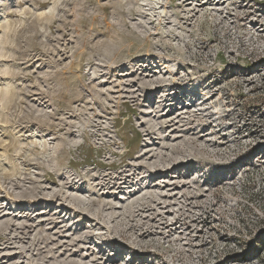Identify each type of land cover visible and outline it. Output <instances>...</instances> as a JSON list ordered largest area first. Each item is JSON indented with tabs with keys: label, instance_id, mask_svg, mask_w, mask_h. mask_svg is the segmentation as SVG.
Segmentation results:
<instances>
[{
	"label": "rangeland",
	"instance_id": "1",
	"mask_svg": "<svg viewBox=\"0 0 264 264\" xmlns=\"http://www.w3.org/2000/svg\"><path fill=\"white\" fill-rule=\"evenodd\" d=\"M130 208L142 264H264V0H0V264H129Z\"/></svg>",
	"mask_w": 264,
	"mask_h": 264
},
{
	"label": "bare ground",
	"instance_id": "2",
	"mask_svg": "<svg viewBox=\"0 0 264 264\" xmlns=\"http://www.w3.org/2000/svg\"><path fill=\"white\" fill-rule=\"evenodd\" d=\"M140 70V69H139ZM134 72H135V70H134ZM115 184V183H114ZM14 187L13 188H19V186H18V184H14L13 185ZM60 186V185H59ZM64 186V185H63ZM63 186H61V188L63 187ZM66 186V185H65ZM108 186V185H107ZM35 188H37L36 186H34ZM43 188V187H42ZM64 188V187H63ZM62 188V189H63ZM68 188V187H67ZM40 189V188H39ZM38 189V190H39ZM59 190H60V188H59ZM63 191V190H62ZM38 192V191H37ZM40 192H41V189H40ZM45 192V191H44ZM43 192V193H44ZM51 192V191H50ZM49 192V193H50ZM52 192H54V191H52ZM51 192V193H52ZM56 193H58V191L56 192ZM33 194V193H32ZM39 194H41V193H39ZM60 194V193H59ZM58 195H54V194H51V195H49L48 194V192H47V194H41V195H36V196H33L34 197V199H35V202L33 203L34 205H40L41 203H44V202H46V201H49V200H53V199H56V197H57ZM60 196H62L61 194H60ZM69 196V195H68ZM71 196V195H70ZM63 198H64V196H62ZM72 197H74V196H72ZM71 197V198H72ZM27 198H26V195H24V193L23 192H21V194L19 195V196H17L16 197V201H14L15 202V204L16 205H18L19 207H21V206H23V201H25ZM59 199V198H58ZM79 199V198H78ZM78 199H76L75 198V201H77V202H79V200ZM32 200H33V198H32ZM46 200V201H45ZM60 200V199H59ZM62 200V199H61ZM60 200V201H61ZM69 201H71L70 200V198L68 199ZM65 201V200H64ZM74 200H72V203H74L73 202ZM68 202V201H67ZM84 202V201H83ZM56 203H58V201L56 202ZM27 204V203H26ZM50 205H53V203H49ZM60 204H61V202H60ZM62 204H63V202H62ZM79 204V203H78ZM81 204V203H80ZM96 204V203H95ZM55 205V204H54ZM98 205V204H97ZM57 206H58V204H57ZM61 206V205H60ZM68 206V205H67ZM82 206H84V205H82ZM92 206H93V204H92ZM139 206L140 207H143V204L142 203H140L139 204ZM73 207V206H72ZM80 207V206H79ZM86 207H87V205H86ZM89 207H90V205H89ZM89 207H87V208H85V211H87L88 210V208ZM94 207V206H93ZM97 207V206H96ZM60 208V207H59ZM68 208V207H67ZM91 208V207H90ZM95 208V207H94ZM137 208V207H136ZM76 210H78L77 208H76ZM90 210V209H89ZM96 210L98 211V208H96ZM95 210V211H96ZM101 210V209H100ZM57 211V210H56ZM60 211V210H59ZM58 211V212H59ZM73 211V210H72ZM79 211V210H78ZM82 211H84V210H82ZM84 211V212H85ZM91 211V210H90ZM90 211H88V212H90ZM96 211V212H97ZM138 211H141V209L139 210H137V209H133V208H130L129 209V211H128V214H129V220L131 221V223H130V226H128V228H127V230H126V232L124 231V230H122V229H119L118 228V226H114V225H112L113 227H111L112 228V232H114L115 234H117L118 235V238H120V239H122L123 241H127L129 244H121V248H122V250L120 251V252H118V254L116 255V256H118V257H120V256H122L123 255V252H124V250H125V248H130L131 250L130 251H132L133 250V252L135 253L134 254V256H132L130 259H129V264H142V262H143V258H144V256L143 255H139V253H138V251H140V252H145V253H148L147 251H145V250H147L148 249V246L147 245H149V246H153L152 244H150V242H147V240L148 239H150L151 241H153V239H151L152 237H157V236H163L165 233H167L169 230H171V228H172V226H173V223H160V225H159V227H156L153 223H151V220L150 221H143V220H139V221H137L136 219H135V217H136V212H138ZM92 212H94V211H92ZM91 212V213H92ZM103 212V211H102ZM101 211L99 212H97V214L96 215H93V217L95 218V221H96V219L97 220H100V221H102L101 223H103L104 222V220L106 219H109L110 220V223L112 224V223H114V222H117L116 220H117V217L116 216H114L113 215V213L112 212H107V213H102ZM63 213H64V211H63ZM80 212H78V215H80L79 214ZM83 213V212H82ZM76 214V213H75ZM87 214V213H86ZM102 214H104L103 216H101ZM89 215V214H88ZM87 215V216H88ZM91 218V216L89 215L88 217H86V219H90ZM125 218H127V217H125ZM124 218V219H125ZM208 219V216H207V214H205V218L200 222V224L201 225H205L206 224V220ZM163 220V217H161L160 219H159V222L160 221H162ZM129 221V222H130ZM58 223V222H57ZM60 223V222H59ZM106 223H107V221H106ZM109 223V222H108ZM194 223V224H193ZM105 223H103V225H104ZM110 224V225H111ZM188 224H192V227L194 226V230H196V227L195 226H198V224H199V221H198V218H197V220H196V218L195 219H192V221H190L189 223H187V225ZM64 225V224H63ZM102 225V226H103ZM28 226H30V225H28ZM28 226H26V225H24V226H21V227H14V225H12V224H10L9 222H6L5 220H1L0 219V233H1V235H0V243L2 242V243H4V246H7V245H11V244H14V243H24V241H25V239H27L30 235H31V232H32V228H30V227H28ZM160 226H163V228H161ZM64 227V226H63ZM108 229H110V228H108ZM156 229H158V230H161V232L160 231H156ZM187 229H188V227H187ZM76 230V229H75ZM199 230V229H198ZM201 230H202V228H201ZM11 232H14V233H16V235L14 236V237H11ZM57 232H59V231H57ZM80 232V231H79ZM131 233L130 235H132V236H130V235H128V233ZM77 233V232H76ZM82 233V232H81ZM88 233V232H87ZM75 234V233H74ZM86 233H83V235L80 237V238H82V239H80V240H83V241H85L86 239H87V237H90V235H89V233H88V235L86 234ZM183 234V233H182ZM185 234V233H184ZM37 235V234H36ZM73 235V234H72ZM77 235V234H76ZM45 236V235H44ZM71 236V235H70ZM166 236V235H165ZM30 238V237H29ZM46 238V237H45ZM51 238V237H50ZM167 237H163L162 238V240L164 241L165 239H166ZM182 238H184V237H182ZM181 239H178V241H180ZM37 241H39V240H37ZM55 241H57V240H55ZM87 241V240H86ZM177 241V242H178ZM186 241H191V236H190V234H188V236L186 237ZM36 242V241H35ZM44 242V241H43ZM46 242V241H45ZM49 242H51L52 243V241L51 240H49ZM58 242V241H57ZM32 242H30V244H31ZM82 243V242H81ZM142 243H144V244H147V245H142ZM179 243V242H178ZM19 244V245H20ZM44 244H47V243H44ZM44 244H43V246H44ZM74 245H75V242L73 243ZM72 244V245H73ZM77 244V243H76ZM84 244H86V243H84ZM33 244H31V246H32ZM49 245H51V244H49ZM64 245V244H63ZM78 245H80V246H82L81 244H78ZM134 245H137L138 247L136 248V247H131V246H134ZM189 245H191V247H192V244H189ZM55 246V245H54ZM53 245H52V249H53V247H54ZM77 246V245H76ZM179 246V252H181V253H189V254H191V253H195V250H187V249H185V248H183L182 247V245H178ZM38 247V246H37ZM73 247V246H72ZM78 247V246H77ZM84 247V246H83ZM36 248V247H35ZM57 248V247H56ZM64 248H66L65 246H64ZM74 248V247H73ZM79 248V247H78ZM136 248V249H135ZM19 249V248H18ZM27 249V248H26ZM34 249V248H33ZM33 249H31V250H33ZM68 249H70V248H68ZM74 249H76V248H74ZM73 249V250H74ZM28 250V249H27ZM36 250V249H35ZM40 250V249H39ZM24 250H22L19 254L20 255H22V254H25L26 252H23ZM26 251V250H25ZM29 251V250H28ZM48 252L47 253H44V255H43V257H42V259H40V264H87L86 262H85V259L87 260V257H81L82 259L79 261V260H76V259H73V256L75 255L74 253L72 254V251H70L71 253H69L66 249H64V251L63 252H58L56 249L55 250H47ZM49 252L50 253H52V255H50L49 254ZM82 252V251H81ZM38 253V252H37ZM36 253V254H37ZM77 253H79V251L77 252ZM200 253V251L198 250V252H197V254H199ZM57 254V255H56ZM81 254V253H80ZM180 254V253H179ZM196 254V253H195ZM78 255V254H77ZM181 255V254H180ZM37 256V255H36ZM79 256V255H78ZM75 257V256H74ZM91 257V256H90ZM93 257V259H91L89 262H88V264H106V262L108 261V259H105V260H103V258H102V256H101V252H98V253H96V255H94V256H92ZM173 257V256H172ZM77 259H78V257H77ZM37 264H39V263H37Z\"/></svg>",
	"mask_w": 264,
	"mask_h": 264
}]
</instances>
